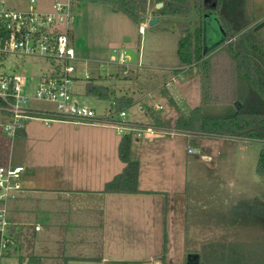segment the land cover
Masks as SVG:
<instances>
[{"label": "rangeland", "instance_id": "1", "mask_svg": "<svg viewBox=\"0 0 264 264\" xmlns=\"http://www.w3.org/2000/svg\"><path fill=\"white\" fill-rule=\"evenodd\" d=\"M3 1L6 7L18 10L27 9L30 3V0H0V5ZM55 1L66 0H36L37 8L47 10ZM72 1L74 23L70 35L81 58L75 64L79 68L87 66L92 80L107 85L114 95L131 96L134 103L127 110V118L146 125L142 136L134 138L132 148L140 161V185L166 191L163 194L168 199L170 247L167 260H186L203 244L213 242L228 243L223 250L229 255L264 252V176L257 172L264 142L174 128L179 115L197 106L209 115H231L237 111L236 104L202 102L199 69L193 67L188 72L196 64L197 55L194 54L192 63H186L178 50L179 40L200 26L204 29V51L220 48L224 36L215 13L209 21L206 17L209 13L201 15L192 4L188 13L167 14L161 10L166 2L148 0L146 12L134 20L113 5ZM247 8L254 20L264 19V0H247ZM155 19L157 23L151 24ZM142 24L144 33L139 30ZM208 26L210 30L206 33ZM123 49L131 55L132 65L142 56V66H131L128 75L124 74L123 66L113 61ZM51 69L52 62L44 56L0 54V72L25 75L31 81V90L40 76ZM168 88L171 95L165 93ZM169 96L176 98V105ZM81 100L95 108L98 116L110 114L111 99L83 96ZM30 105L56 108L52 103L36 100H31ZM148 106L153 111L162 106L155 110L171 125L151 128L155 133L152 138L147 135L151 127ZM5 117L0 111V164L10 159L25 162L34 153L41 158L42 151L56 153V137L69 131L100 130L118 140L123 136L113 126L67 121L46 124L40 119H30L24 128L27 136L22 135V130L12 140L3 136L1 124ZM50 134L52 138L47 136ZM47 144L54 149H48Z\"/></svg>", "mask_w": 264, "mask_h": 264}, {"label": "crops", "instance_id": "2", "mask_svg": "<svg viewBox=\"0 0 264 264\" xmlns=\"http://www.w3.org/2000/svg\"><path fill=\"white\" fill-rule=\"evenodd\" d=\"M210 15L213 14L206 15L209 21ZM205 30L207 33L210 26ZM141 61L140 54L134 66L141 67ZM79 69L88 71L87 66ZM165 93L171 95L169 88ZM169 97L177 102L174 96ZM3 113L6 117L2 124L8 120L7 113ZM24 128L22 135L27 136ZM69 132L56 137V153L42 151L41 158L34 153L25 162L9 160L23 165L25 171L24 191L9 203L10 234L16 244L4 261L17 264L22 259L28 264L31 257H37L38 264H200V251L205 244L186 260H167L170 247L168 199L163 194L166 191L141 186V166L140 192L104 191L106 183L124 169L119 155L122 137L118 140L100 130Z\"/></svg>", "mask_w": 264, "mask_h": 264}, {"label": "trees", "instance_id": "3", "mask_svg": "<svg viewBox=\"0 0 264 264\" xmlns=\"http://www.w3.org/2000/svg\"><path fill=\"white\" fill-rule=\"evenodd\" d=\"M113 5L131 19H137L146 10L148 0H80ZM166 2L163 13H188L191 5L200 12L215 13L223 31L224 44L215 51L205 52L202 46L203 26L193 34L179 40L178 50L182 60L196 64L201 80L202 102L206 104H236L237 111L231 115H209L197 106L179 115L174 128L183 132H194L216 136L256 139L264 142V20L254 23L247 8V0H214L208 6L206 0H159ZM85 95L111 99V111H127L134 103L131 96L114 95L105 84L93 80L85 84ZM176 105V101L171 99ZM151 117V126L170 127L163 116L146 107ZM21 130H19L20 132ZM18 132V133H19ZM134 135L122 136L119 155L125 163L124 169L105 185L104 191L111 193H138L140 162L133 152ZM257 172L264 176V147L261 150ZM168 235L165 234L164 251L167 252ZM228 243H207L200 251V264H264V252H235L227 254L223 246ZM254 254V255H253ZM251 259V260H250ZM37 257H31L28 264H38ZM10 264V263H2ZM17 264H24L21 259Z\"/></svg>", "mask_w": 264, "mask_h": 264}, {"label": "built area", "instance_id": "4", "mask_svg": "<svg viewBox=\"0 0 264 264\" xmlns=\"http://www.w3.org/2000/svg\"><path fill=\"white\" fill-rule=\"evenodd\" d=\"M74 20L73 1H55L49 10L37 8L36 0H30L27 9L18 10L0 5V54L44 56L52 62L48 74L40 76L33 90L30 79L15 71L0 72V111L6 112L8 120L2 124L3 132L13 140L30 119L95 123L113 126L121 135L132 133L141 137L146 125L127 118V111L98 116L95 108L85 104V84L92 80L88 71H81L75 64L78 56L71 40ZM140 33L145 27L140 25ZM113 61L123 66L124 74L130 73L131 55L120 51ZM136 65V64H135ZM141 65V63H139ZM87 97V96H86ZM31 100L52 103L54 110L39 109L30 105ZM162 106H156L161 109ZM153 126L147 131L155 136ZM25 167L8 161L0 164V264L15 248L10 234L9 202L19 198L24 191ZM38 228V226H37ZM12 264V263H10Z\"/></svg>", "mask_w": 264, "mask_h": 264}, {"label": "water", "instance_id": "5", "mask_svg": "<svg viewBox=\"0 0 264 264\" xmlns=\"http://www.w3.org/2000/svg\"><path fill=\"white\" fill-rule=\"evenodd\" d=\"M158 5L160 7L162 5V3H159ZM116 9H117V7H116ZM155 23H157V20L156 19L151 21V24H155ZM221 30H222V28H221Z\"/></svg>", "mask_w": 264, "mask_h": 264}, {"label": "flooded vegetation", "instance_id": "6", "mask_svg": "<svg viewBox=\"0 0 264 264\" xmlns=\"http://www.w3.org/2000/svg\"><path fill=\"white\" fill-rule=\"evenodd\" d=\"M208 1H210V3H209V4L207 3ZM213 2H214V0H206V4H207L208 6L212 5V4H213Z\"/></svg>", "mask_w": 264, "mask_h": 264}]
</instances>
